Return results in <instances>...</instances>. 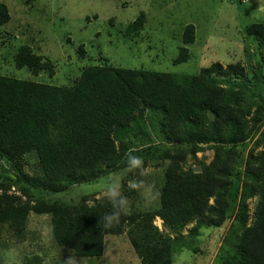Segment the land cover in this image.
<instances>
[{
	"label": "trees",
	"instance_id": "1",
	"mask_svg": "<svg viewBox=\"0 0 264 264\" xmlns=\"http://www.w3.org/2000/svg\"><path fill=\"white\" fill-rule=\"evenodd\" d=\"M10 20L9 7L0 0V25ZM145 22L142 12L126 30L139 32ZM247 33L255 43H264L263 22L250 24ZM195 37V25L187 24L184 44L193 43ZM78 50L84 57L83 47ZM189 58V47L183 45L174 61ZM15 63L34 74L42 70L55 73L53 61L28 44L16 49ZM245 74L240 62L224 66L220 61L197 74L117 67L107 61L85 66L71 85L0 74V158L12 168L9 179L29 195L25 200L22 194L10 193V184H5L0 195V222L8 221L17 235L24 236L31 212L50 213L56 243L78 256L103 255L106 236H121L136 215L127 213L106 229L100 217L111 211L107 200L90 203L84 198L71 205L38 202L30 190L58 193L122 168L130 150L125 139L133 125L145 123L147 114L153 117L154 113L169 160L160 191L162 213L179 229L192 221L197 229L220 227L234 214L244 227L228 264H264V149L246 159L238 152V146L248 138L249 120L227 103L224 86ZM206 144L216 146L213 159L200 172L185 170L182 163L187 154L206 149ZM30 152L38 158L41 173L37 177L24 171V158ZM255 195L260 199L252 222L247 224L248 200ZM137 233L141 241L132 234L130 242L140 264L173 263L175 238L143 236L138 228Z\"/></svg>",
	"mask_w": 264,
	"mask_h": 264
},
{
	"label": "rangeland",
	"instance_id": "2",
	"mask_svg": "<svg viewBox=\"0 0 264 264\" xmlns=\"http://www.w3.org/2000/svg\"><path fill=\"white\" fill-rule=\"evenodd\" d=\"M1 1L9 7L11 20L0 25V74L71 85L81 76L85 66L107 61L117 67L180 74H197L216 61L224 66L240 62L245 67L244 77L224 85L227 103L241 110L249 120L248 138L237 149L244 159L264 149V43H255L247 36L250 24L264 23V0ZM142 12L146 15L142 30L127 31V24ZM190 23L196 27L195 41L184 44L183 32ZM23 44L51 59L55 73L51 75L48 70H42L34 74L27 67L18 68L15 53ZM183 45L189 47L190 58L175 62ZM80 46L85 50L84 57L78 50ZM150 116L147 114L144 118L145 123L134 124L133 132L125 139L129 152L140 157L142 162L146 160L143 175L139 170L129 171L126 163L122 168L58 193H47L40 188L30 190L32 199L38 202L71 205L88 198L94 203L105 201V190L113 180H118L120 191L128 198V213L137 217L130 220L121 236H106L103 255L78 256L74 250L59 245L53 237L52 215L31 212L24 236L17 235L8 221L0 222V264H140V257L130 242L132 234L141 241L137 228L143 236L161 234L175 238L172 264H228L244 227L234 214L220 227L197 229L196 221H192L179 229L162 213L160 191L169 160L165 157V142L159 135L155 114ZM192 144L199 149V145ZM169 146L174 150L173 145ZM206 146V149L189 152L182 167L202 171V166L213 159L216 147ZM24 161L26 173L33 177L40 175L36 153H28ZM239 170H243L241 166ZM10 173L11 166L1 157L0 195L7 187L5 184H10V193L22 194L23 199H28V190L14 185L8 177ZM133 180L138 185L143 182L137 190L128 187ZM145 186L151 187L147 197L143 194ZM239 199L240 192L237 202ZM259 199L260 195H255L248 200L247 224L254 218Z\"/></svg>",
	"mask_w": 264,
	"mask_h": 264
},
{
	"label": "clouds",
	"instance_id": "3",
	"mask_svg": "<svg viewBox=\"0 0 264 264\" xmlns=\"http://www.w3.org/2000/svg\"><path fill=\"white\" fill-rule=\"evenodd\" d=\"M127 164L129 171L139 170L140 175H143V162L142 159L138 156L131 154V152L127 155ZM119 181L113 180L110 186L105 190L104 196L105 199L109 202L111 206V211L106 213L103 217H100V224L103 225L104 228H111L114 224H118L120 222V218L123 215H127L129 202L128 198L123 195L120 191ZM143 182H138L133 180L129 181L128 187L133 190H137ZM151 193V187L145 186L143 187V194L147 197Z\"/></svg>",
	"mask_w": 264,
	"mask_h": 264
}]
</instances>
